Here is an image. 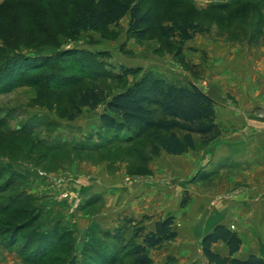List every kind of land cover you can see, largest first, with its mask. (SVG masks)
Masks as SVG:
<instances>
[{"label": "rangeland", "instance_id": "rangeland-1", "mask_svg": "<svg viewBox=\"0 0 264 264\" xmlns=\"http://www.w3.org/2000/svg\"><path fill=\"white\" fill-rule=\"evenodd\" d=\"M44 1L47 9H53L55 3L53 24L47 34L40 33L39 21L30 13L22 18L24 28L20 33L0 28V43L10 38L15 48L19 47L18 52L31 61L75 52L78 54L66 59L76 63L79 54H91L104 71L120 73L124 67L140 72L130 76L127 84L151 74L168 85H195L208 96L217 97L216 106L239 104L227 94L226 81H214L229 64L239 61L254 65L252 76H248L251 78L253 73L258 75L264 70V0H120L130 9L139 6L150 20L151 32L142 41L129 34V13L117 24L96 31H80L73 36L67 24L76 5L84 0ZM4 3L0 0V6ZM60 69L61 66L49 64L48 68L28 76L49 81L51 88L24 84L0 93V264H69L73 257L67 251L70 245H76L72 254L80 257L72 264L89 262L88 254L96 250L86 247L87 244H94L99 232L115 230L123 219H118L112 228L93 224V229L92 226L83 231L74 229L66 218L53 219V202H58L59 196L62 201L71 202L76 212L88 214L87 201L74 191L75 187L101 186L105 176L107 182L123 183L127 189L149 185L162 188L171 186L174 179L177 181L168 166L163 165L164 152L153 156V148L160 145V135L150 134L139 141L126 142L125 134L117 136L102 128L104 106L94 111L86 109L78 120L69 122L73 102L87 89H103L112 97L124 87L78 76L73 80L78 81L76 84L58 90ZM63 81L67 83L66 79ZM255 113L258 121H264V110L256 109ZM199 141L196 137L197 148L193 153L203 155L206 162L186 178V185L201 181L195 191L199 195L226 187L230 180L234 182L233 196L257 189L256 182H249L251 177L246 175L245 166L226 161L210 165L209 158L228 141L208 147L200 146ZM36 188H41L39 192L47 191L35 194ZM53 189H62L59 196L51 193ZM186 195L191 202L190 192L182 194V201ZM22 198L27 206H19ZM145 206L140 204L139 208ZM100 209L96 207L92 212L99 214ZM124 218L145 220L136 215ZM156 222L153 217L145 220L149 230L154 229ZM183 228L184 223L177 219L176 231ZM52 231L57 235L55 247L49 248L51 254L46 260H41L44 249L40 247L36 254L35 245L40 241L32 239L38 233ZM184 245L177 238L161 249L149 251V255L153 264H165L168 258L175 264H204L201 248L194 247L188 254ZM118 259L119 264H134L129 250L123 251Z\"/></svg>", "mask_w": 264, "mask_h": 264}, {"label": "trees", "instance_id": "trees-1", "mask_svg": "<svg viewBox=\"0 0 264 264\" xmlns=\"http://www.w3.org/2000/svg\"><path fill=\"white\" fill-rule=\"evenodd\" d=\"M4 2L0 6V28H5L6 32L11 29L17 34L20 33L24 28L22 18L27 13L38 19L41 34H47V30L51 29L55 13L54 2L53 9H47L44 0H4ZM128 13L131 16L130 36L138 41L145 40L151 32L147 15L139 6L130 9L120 0H84L78 3L67 24L68 31L76 36L80 31L101 30L110 24H117ZM17 49L19 47L15 48L10 38L0 43V93L11 92L24 84L36 88H51L49 81L28 76L48 68L49 64H55L56 68L62 67L60 82L56 84L59 86L58 90H67L76 84L78 81L73 80L78 76L82 79L117 83L124 87L121 93L112 97L103 89H87L73 102V112L67 117L69 122L78 120L86 109L94 111L104 106L105 110L100 118L102 128L114 132L117 136L125 134L126 142L139 141L150 134L160 135L161 142L159 146L153 148V156H159L162 152L172 156H182L197 148L196 137L200 140V146L208 147L223 136V131L217 124L214 100L195 85L187 87L177 84L168 85L164 80L151 74L130 85L127 84V79L132 75H139L140 72L130 71L124 67L120 73H115L113 70L104 71L91 54H79L75 59L76 63L66 59L78 54L75 52L58 53L50 59L41 58L31 61L30 57L24 56ZM95 69H97L95 73H92ZM64 79L67 83H63ZM21 200L23 203L20 202L19 206L24 204L27 206V201L24 198ZM189 204L190 200L186 195L180 208L183 210ZM145 220L124 218L115 230L99 232L95 243H88L89 245L86 246L90 249L93 247L96 251L93 250L94 252L88 254L90 260L85 261V264H119V255L127 250L131 252L134 264H153L149 251L161 249L165 244L178 238L175 229L177 219L169 217L158 221L153 230L147 228ZM32 240L40 241V244L35 245L34 250L37 254L36 250L40 247L44 249L42 255H38L42 256L39 257L41 260H46L51 254L49 248L54 246L57 235L53 231L42 232L35 235ZM218 243H224L228 247V257L213 252V246ZM75 247L76 245L68 247V253L73 256L69 264L79 261L80 257L72 254L75 253ZM241 249L242 239L238 233L223 225L217 226L202 241V251L209 264H264V260L255 255L247 260L237 259L235 256ZM165 264L175 263L168 258Z\"/></svg>", "mask_w": 264, "mask_h": 264}, {"label": "crops", "instance_id": "crops-1", "mask_svg": "<svg viewBox=\"0 0 264 264\" xmlns=\"http://www.w3.org/2000/svg\"><path fill=\"white\" fill-rule=\"evenodd\" d=\"M253 66L235 61L214 80L216 83L226 81L227 94L238 100L239 104L231 102L216 106L217 124L224 132V136L216 142L224 140L228 143L218 147L209 162L210 165L226 161L245 166L248 170L246 175L251 177L249 182H256L257 189L233 196L234 182L230 180L226 187L199 195L195 191L196 186L202 184L201 181L186 185L185 180L205 161L204 156H195L193 151L182 156L164 152L162 160L166 164L163 165L168 166L171 175L177 178L171 186H134L127 189L123 183L107 182L105 176L101 186L73 188L83 201H87V215L76 212L71 202L60 199L62 189H53L51 193L59 196V201L53 202V219L66 218L74 229L83 231L93 224L112 228L118 219L129 215H136L138 219L153 217L157 222L177 217L184 223L183 230L178 232V240L185 244L184 249L188 254L193 252L194 247L202 249L204 237L223 225L238 233L242 239V249L235 256L237 259L247 260L255 255L264 260V121H258L255 113L256 109L264 110V70L257 72L258 75L253 73V78L248 77L252 76ZM211 98L215 101L217 97ZM220 100L223 101L224 97ZM40 190L36 188L35 194L42 195L47 191ZM220 190L224 193H219ZM185 192H190L193 198L188 207L182 210L180 204ZM140 204L146 206L139 208ZM96 207H101L99 214L92 212ZM213 252L223 257L229 256V249L224 243L214 245ZM204 264H209L206 258Z\"/></svg>", "mask_w": 264, "mask_h": 264}]
</instances>
